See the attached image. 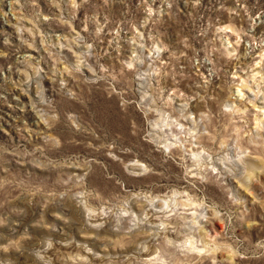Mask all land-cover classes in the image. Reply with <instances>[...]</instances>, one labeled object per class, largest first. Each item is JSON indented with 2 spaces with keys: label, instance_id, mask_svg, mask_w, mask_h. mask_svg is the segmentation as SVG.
<instances>
[{
  "label": "rangeland",
  "instance_id": "rangeland-1",
  "mask_svg": "<svg viewBox=\"0 0 264 264\" xmlns=\"http://www.w3.org/2000/svg\"><path fill=\"white\" fill-rule=\"evenodd\" d=\"M147 254L264 264V0H0V264Z\"/></svg>",
  "mask_w": 264,
  "mask_h": 264
},
{
  "label": "bare ground",
  "instance_id": "bare-ground-1",
  "mask_svg": "<svg viewBox=\"0 0 264 264\" xmlns=\"http://www.w3.org/2000/svg\"><path fill=\"white\" fill-rule=\"evenodd\" d=\"M18 21V20H17ZM11 28H13L14 26L13 25H9ZM18 58V61H17V64L18 65H25V64H27V63H29V62H32V61H35L36 60V58H35V56L33 55V54H31V53H22L20 56H18L17 57ZM37 61V60H36ZM192 173L195 175V172H193L192 171ZM76 174V173H75ZM197 175V174H196ZM75 178V177H74ZM68 179L70 180V178L68 177ZM77 180V179H76ZM74 181V180H73ZM94 212V211H93ZM92 212V213H93ZM95 213V212H94ZM93 213V214H94ZM93 214H90L92 217H96V219L98 220H100V218H101V216H98L97 214H96V216H94ZM101 215H103V213L101 214ZM107 214L105 213V216H106ZM154 217H156L155 216V214H154ZM140 233V232H139ZM147 238V237H146ZM193 245V244H192ZM157 254V253H156ZM144 256H149V257H144V258H142V260L141 261H143V263L144 264H152V263H154L155 261H156V259L158 258H153V256L151 255H144ZM81 258H76V264H85V261L86 260H88V257H86V256H84V255H81L80 256ZM155 257V256H154ZM155 260V261H154ZM161 261V260H160ZM158 262V261H157ZM66 263V262H65ZM164 264V263H163Z\"/></svg>",
  "mask_w": 264,
  "mask_h": 264
}]
</instances>
